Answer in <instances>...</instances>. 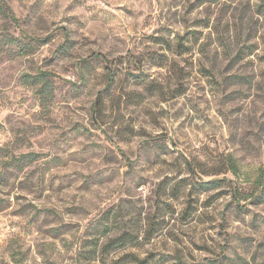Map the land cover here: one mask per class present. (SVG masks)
I'll return each instance as SVG.
<instances>
[{"label": "rangeland", "instance_id": "obj_1", "mask_svg": "<svg viewBox=\"0 0 264 264\" xmlns=\"http://www.w3.org/2000/svg\"><path fill=\"white\" fill-rule=\"evenodd\" d=\"M1 1L0 264H264V0Z\"/></svg>", "mask_w": 264, "mask_h": 264}, {"label": "trees", "instance_id": "obj_2", "mask_svg": "<svg viewBox=\"0 0 264 264\" xmlns=\"http://www.w3.org/2000/svg\"><path fill=\"white\" fill-rule=\"evenodd\" d=\"M0 17H2L4 19H7V20H10L13 23H16L17 22V19L14 16V14L12 13V11L1 0H0ZM3 37H4L5 41L0 38V43H9V42H12V41L15 40V38L12 37V36H9L8 37L6 35V36H3ZM41 41H43V40H41ZM179 47H181L183 50H187V46L183 42H180L179 43ZM246 53L250 54L251 51H246ZM41 75H44V74L42 73ZM105 75L107 77V81L108 82H111L114 79L115 71L112 70V69H110V68H108V67H106V69H105ZM46 85H47L46 80H43V85H42L43 89L40 88L38 91H46V89L48 88ZM39 93H41V92H39ZM21 157H28V155L25 154V155H22ZM227 159H228V165L232 169L233 173L236 174L237 173L236 172V166H237L236 160L231 159L229 156H227ZM254 183L256 184V189H260L259 190V193L260 194H264V173L259 174L255 178V182ZM249 194H250V196L253 195V193H249ZM121 243L122 242H119L118 244H121Z\"/></svg>", "mask_w": 264, "mask_h": 264}]
</instances>
